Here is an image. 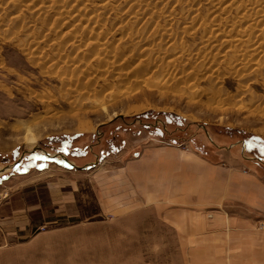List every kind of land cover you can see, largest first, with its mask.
Wrapping results in <instances>:
<instances>
[{
  "label": "rangeland",
  "instance_id": "rangeland-1",
  "mask_svg": "<svg viewBox=\"0 0 264 264\" xmlns=\"http://www.w3.org/2000/svg\"><path fill=\"white\" fill-rule=\"evenodd\" d=\"M182 153L264 179V0H0V264H264Z\"/></svg>",
  "mask_w": 264,
  "mask_h": 264
},
{
  "label": "crops",
  "instance_id": "crops-1",
  "mask_svg": "<svg viewBox=\"0 0 264 264\" xmlns=\"http://www.w3.org/2000/svg\"><path fill=\"white\" fill-rule=\"evenodd\" d=\"M165 169V182L161 183H165L166 198L183 205V209L215 206L221 218L224 213L238 219V225H245L244 220L253 221L255 216L264 217V179L236 160L213 164L197 154L182 153L176 161L168 162ZM151 187L154 195L164 192L160 186ZM3 224L9 228L6 232L9 236L29 232L24 217L6 219Z\"/></svg>",
  "mask_w": 264,
  "mask_h": 264
}]
</instances>
